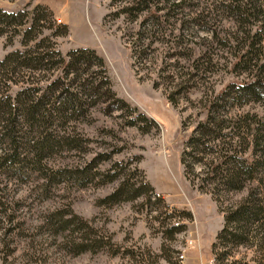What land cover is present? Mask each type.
Here are the masks:
<instances>
[{
	"label": "rangeland",
	"instance_id": "obj_1",
	"mask_svg": "<svg viewBox=\"0 0 264 264\" xmlns=\"http://www.w3.org/2000/svg\"><path fill=\"white\" fill-rule=\"evenodd\" d=\"M224 1L186 0L172 15L158 11V25L150 18L142 25L149 15L137 21L117 17L114 11L124 3L112 0H0V63L18 50L52 51L50 42L65 56L92 48L105 61L113 91L129 105L106 94L84 107H49L45 136L59 141L57 149L39 162L28 135L21 141L27 156L21 165L8 168L0 160V264H215L212 245L224 213L211 194L193 186L181 157L212 109L229 118L264 117L263 102H242L232 92L257 77L258 68L236 64L248 50L245 31H263L264 16L242 25ZM38 4L53 12L42 21L52 28H36L25 41ZM27 11L22 24L4 16ZM54 18L69 26L67 36L53 37ZM51 65L12 75L0 64V97L38 88L62 100L71 83L64 66ZM230 86L235 88L225 93ZM76 87L79 82L69 90ZM22 125L25 136L29 124L23 119ZM256 129L252 124L246 134L234 124L224 131L243 132L246 149L231 141L250 161ZM208 145L215 151L227 147L221 140ZM9 150L8 140L0 138V155ZM187 162L195 173L203 170L191 156ZM251 185L264 197V168ZM249 191L223 194L221 207L239 204ZM183 210L192 218L185 219ZM68 220L83 227L65 225ZM176 223L185 229L173 233ZM232 259L264 264V246L257 241L238 247Z\"/></svg>",
	"mask_w": 264,
	"mask_h": 264
},
{
	"label": "trees",
	"instance_id": "obj_2",
	"mask_svg": "<svg viewBox=\"0 0 264 264\" xmlns=\"http://www.w3.org/2000/svg\"><path fill=\"white\" fill-rule=\"evenodd\" d=\"M185 1L112 0L111 5L118 2L124 3L123 6L114 11L117 17L124 15L131 21H137L147 14L149 16L143 19L142 25L146 24L149 18L151 21H155V25H158L161 17L158 15V11L165 10L168 16L172 15L184 5ZM260 1L225 0L224 2L228 3L224 6L232 12L237 22L245 25L249 24V22L260 20L264 16L263 5ZM32 13L34 17L32 18L31 26L25 30V41L33 38L31 34L34 33L36 28H41L42 30L52 28L50 25H46L45 22L42 23L43 20H46L43 18L44 16L50 14L53 17V12L47 6L38 4L34 7ZM30 14L31 12L27 11L7 13L4 16L10 22H13L20 19L21 16L28 17ZM20 23L22 24L21 19ZM53 24L56 25V30L52 33L53 37L67 36L70 33L67 24L59 22L55 18L51 22V25ZM263 31L256 32L254 35H251L249 30L245 31L247 35L244 41L245 44H248V50L243 53L236 64L237 68L242 67L247 70L248 68H258L257 77L250 83L239 85L236 89H233L235 88L234 86H230L229 90L225 92L228 93L233 89L232 92L237 95V100L242 102L257 100L263 102L264 105ZM50 43L51 45L47 46V48H52V51L45 49V51L36 50L34 53H29V51L21 52L18 50L11 53L0 63L5 67L6 73H4L15 75L23 69L41 70L51 63L50 68H55L61 64V66H64L66 78H69L71 86L75 83L77 85V82H79V87H76L75 91H70L71 86L67 85L66 95L62 100L58 98L53 100L51 94L39 93L38 88L23 89L14 98L8 94L5 97H0V138L1 141L8 140L10 145V150L0 155L1 164L4 167L12 168L16 165H21L25 161L27 156L22 157L20 148L23 145V138H28V135H31V139L28 138L26 142L30 145L39 162L57 149L59 141L54 136H45L48 130L47 127L52 120V113L49 107H57V110L61 109V107H84L85 104L89 103V99L106 94L116 98V102L122 103L123 106H129L123 99H119L113 91L105 61L95 49L77 48L70 50L65 56L57 49L56 42ZM93 66L98 67L99 70L90 72L89 70ZM87 72H89V75L82 79ZM54 86H57L56 82L51 84V88ZM103 86L106 88L105 91H103ZM23 119L29 124V129L25 136L22 134ZM234 124L239 130L247 129L246 134L251 132L249 126L252 124L257 127L256 133L252 132L255 154L251 161L244 157L245 150L241 151L237 147L234 149L233 141H231L234 140L239 148L246 149L250 143L247 141L246 136H241L243 132L233 134L224 132L225 129ZM36 134H38V137H35ZM234 137H238V140ZM216 140L223 141V144L227 145V147L215 151L208 144ZM186 146H190L191 151L185 149L181 157V162L185 167V175L191 179L190 174H193L194 178L191 179L193 186H196L201 192L211 194L216 202L219 203L221 212L224 213V226L212 245L214 263L250 264L247 261H236L232 258L234 257L235 249L238 247H251L257 241L260 242L261 246H264V197H261L256 189L251 187V184L260 178V172L264 168V117L237 115L235 118H229L220 109H212L209 111L207 120L198 123V126L186 142ZM188 156L203 165L201 172L195 173L194 166L187 162ZM207 156H210V159L207 160ZM196 180L198 181L196 182ZM246 188H250V191L239 204L231 205L226 209L221 207L220 198L223 194L239 192ZM182 213L185 219L192 218L189 211L183 210ZM71 223L77 229L83 227L77 221L68 220L64 222L65 225H71ZM184 229L185 225H180V223L174 224L171 228L173 233Z\"/></svg>",
	"mask_w": 264,
	"mask_h": 264
}]
</instances>
